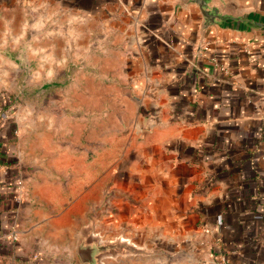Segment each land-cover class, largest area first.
Instances as JSON below:
<instances>
[{"label": "crops", "instance_id": "0c3cea01", "mask_svg": "<svg viewBox=\"0 0 264 264\" xmlns=\"http://www.w3.org/2000/svg\"><path fill=\"white\" fill-rule=\"evenodd\" d=\"M237 1L264 14V0ZM91 22L120 45L112 54L132 111L119 131H94V153L82 161L75 137L71 151L26 147L14 108L0 116V264H58L66 232L77 236L76 224L63 223L76 209V223L89 212L96 232L162 247L170 264H218L221 255L264 264V31L210 26L197 54L195 4L0 0V47L47 41L50 24ZM44 45L26 54L52 55ZM67 170L65 182L47 175Z\"/></svg>", "mask_w": 264, "mask_h": 264}, {"label": "rangeland", "instance_id": "374dc122", "mask_svg": "<svg viewBox=\"0 0 264 264\" xmlns=\"http://www.w3.org/2000/svg\"><path fill=\"white\" fill-rule=\"evenodd\" d=\"M83 25L76 28L73 24H50L46 29L50 34L47 41L31 36L25 41H16L15 47L11 44L0 47V53L7 59V62L0 60V91L2 98L10 95L16 98L11 113L24 146L36 143L49 145L53 151L59 146L61 152L71 151V140L75 137V151L80 152L81 161L91 159L94 153L89 143L91 134L98 130V133L119 131L122 115L127 118L132 111L128 104L135 103L121 70L119 55L112 54L121 49L112 40L113 33L100 22ZM41 28L35 26L33 29L40 32ZM58 35L64 36L61 39ZM42 43L52 50V55L26 54V49L34 45L33 48H40ZM130 120L135 122L133 118ZM43 165L48 167L47 161ZM35 167L38 171L41 165ZM47 175L53 181L65 182L69 172L60 175L48 171ZM79 212V209L73 210L63 221L64 224L72 221L78 231L73 240L66 232L65 249L58 256V264H83L76 252L78 239L89 226L96 232L89 212L84 222L76 223ZM99 235L102 240L119 236ZM128 239L139 248L103 256L104 264H170L166 249L138 243L135 238Z\"/></svg>", "mask_w": 264, "mask_h": 264}, {"label": "water", "instance_id": "95a60500", "mask_svg": "<svg viewBox=\"0 0 264 264\" xmlns=\"http://www.w3.org/2000/svg\"><path fill=\"white\" fill-rule=\"evenodd\" d=\"M190 4H195L201 15L198 46L203 42L204 32L210 26L264 31V14L256 9H244L237 0H175L177 7H188ZM92 229L91 226L87 227L76 244V252L83 264H104L103 256L113 255L124 249L139 248L122 236L102 240L99 233Z\"/></svg>", "mask_w": 264, "mask_h": 264}, {"label": "built area", "instance_id": "2783aa9c", "mask_svg": "<svg viewBox=\"0 0 264 264\" xmlns=\"http://www.w3.org/2000/svg\"><path fill=\"white\" fill-rule=\"evenodd\" d=\"M206 49H208V44L205 41H203L199 46L196 44L194 47V50L197 54H201ZM205 229L209 231V227H205ZM16 235H17L16 231L12 230V237L14 239H16ZM218 264H230V263L223 255H221L220 258L218 259Z\"/></svg>", "mask_w": 264, "mask_h": 264}, {"label": "trees", "instance_id": "16d2710c", "mask_svg": "<svg viewBox=\"0 0 264 264\" xmlns=\"http://www.w3.org/2000/svg\"><path fill=\"white\" fill-rule=\"evenodd\" d=\"M16 101V98L10 95L9 98H1L0 102V116L5 114L7 111L12 110L14 107V103Z\"/></svg>", "mask_w": 264, "mask_h": 264}]
</instances>
